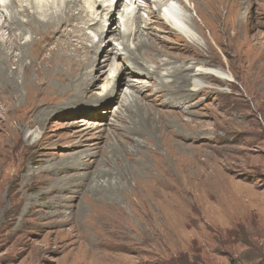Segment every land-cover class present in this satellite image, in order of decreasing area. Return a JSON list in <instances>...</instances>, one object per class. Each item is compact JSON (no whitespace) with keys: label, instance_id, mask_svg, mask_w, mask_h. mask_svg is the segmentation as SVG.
I'll return each mask as SVG.
<instances>
[{"label":"rangeland","instance_id":"374dc122","mask_svg":"<svg viewBox=\"0 0 264 264\" xmlns=\"http://www.w3.org/2000/svg\"><path fill=\"white\" fill-rule=\"evenodd\" d=\"M10 1L0 0V26L11 15L27 19L16 12L29 0H16L20 5L8 8ZM246 1H230L228 43L223 33L226 11L220 4L212 9L219 19L215 21L203 7L217 37L216 45H210L211 56L198 31L188 27L204 56L198 59L227 69L235 81H216L211 94L202 92L180 108H167L163 98L144 92L140 96L151 107L155 129L150 128L149 138L134 131L127 117L130 113L119 121L126 86L97 81L109 69L99 68L106 53L112 50V59L115 48L121 49L113 38L125 30L120 12L126 0L120 1L112 17L105 18L104 31L114 32L100 38V47L93 50L92 46L86 54L100 62L96 68L81 69V83L62 71L68 83L51 81L38 105L29 112L26 107V115L17 112L22 115V127L13 112L25 107L26 91L16 102H6L0 94V264H264V0ZM41 2L57 8L56 0ZM80 2L86 7L82 16L91 17L87 1ZM150 7L158 13L157 6ZM180 8L185 9L183 4ZM149 10L144 5L135 10L128 25L139 15L141 28L147 30L150 23L144 26L143 22ZM184 13L188 23L194 20L207 37L193 13ZM156 27L152 32L156 38H149L160 59L178 65L182 54L160 41L168 36ZM96 28L86 31L89 42L85 45L99 40ZM7 33L2 29L1 38L6 39ZM31 38L24 34L19 43ZM71 38L79 43L82 36ZM129 40L126 46L133 50L135 39ZM143 64L153 68L146 60ZM60 85L67 87L57 90ZM104 95H110L109 101L96 102ZM13 129L22 130L20 137L10 135ZM193 156L198 176L184 181L174 165ZM158 160H165L174 184L157 170ZM146 172L163 185L144 187L138 179ZM109 184L123 188L116 200L105 203L92 195V190Z\"/></svg>","mask_w":264,"mask_h":264},{"label":"bare ground","instance_id":"6f19581e","mask_svg":"<svg viewBox=\"0 0 264 264\" xmlns=\"http://www.w3.org/2000/svg\"><path fill=\"white\" fill-rule=\"evenodd\" d=\"M56 1L57 8L55 7L54 9V5L47 7L48 5L43 4L41 0H29L28 6L21 5V10L16 12V14L20 13L25 16L27 18L25 21L20 20L17 16L11 15L9 18L7 17L8 20L1 23L0 26V31L5 29L8 32L6 39H2L0 36V94H2L1 99L4 101L16 102L19 101L22 93L26 91L23 102L26 104L25 107L17 111L13 110L15 112L12 111L15 113L13 119L19 123L20 127H22L21 116L26 115V107L29 112L32 107L38 105L37 103L40 101L39 97L50 89L51 81L57 79L60 83H68L61 76L62 71L72 76L74 81H79L81 83L84 76V74L82 75L81 69L84 70L85 66L88 68L92 67L93 69L96 68V65L100 62L98 63V61L93 58V55L86 57V54L90 47L93 46V50L100 47L103 43V40L100 38L114 32L112 29H106L104 31L105 23L107 22L105 18L112 17L114 10L121 4L120 1L123 0H85V2L87 1L88 3V8L91 10L89 12L91 17L88 14L82 16L85 12L84 8L86 7L82 5L80 2L81 0ZM135 1H140L141 4L135 5ZM164 1L165 0H157L156 3H153L149 0H128V4L124 3L122 7L123 10L120 12V18L121 26H123L125 30H119L117 33L115 32L116 38H113V40L115 39L119 42L118 46H121V49L115 48L114 57L112 59L110 54H112L113 51L109 50L106 53L99 68L107 66L109 69L104 73L105 76L103 79L97 78V81H102L103 85L116 81L117 86H126L127 92L124 93L126 99H123L121 104L122 109L120 108L119 121H122L124 118L123 115L127 116L130 113L127 117L131 120V126L134 131L139 135H147L148 138L149 135H153L151 130L155 131V129L153 127V118L150 115L151 107H147L144 98L140 96L144 92L149 91L155 95L156 99L163 98V105L167 108H180L184 102H188L202 92L204 95L205 93L211 94L212 91L215 90L213 83L216 81L219 83H231L235 81L234 76L230 71H227V69L213 67L211 65V60L201 62L198 59L204 56L198 51L197 40L190 34L188 29V27L192 25L198 31L203 38L206 54L211 56L212 48L210 45H216L217 37L214 26L211 24V18L203 15V7H205V9L207 8L210 13L212 12L211 16L214 17L215 21H219L218 16L215 15L216 13L211 10L217 8L220 4L221 9L226 11L224 15L225 18L223 19L225 20L227 12L230 11L231 0H173L174 4L168 6L163 3ZM244 3H249V0ZM12 4L18 5L19 3L16 0H11L10 4L8 3V6H6L9 8ZM153 4L157 6L159 10H157L158 13H154V9L150 7L154 6ZM158 4L162 5L158 6ZM181 4H183V8L185 9L180 8ZM186 4L189 5V7L187 6L188 9H186ZM143 5L146 9H150L146 16L147 20L143 22L144 26L146 23H150L147 27L148 31L145 30L146 26L141 28V19L139 15L135 16V20L131 26L128 25V11L134 9L138 12ZM96 6L99 7L101 11L97 12L94 10ZM162 6H167V15L161 12L160 7ZM75 11L77 13H75ZM185 11L193 13L192 17L206 29L208 34L207 37H204L203 32L198 25H196L194 20L190 19V24L188 23L189 19L185 15ZM99 15L100 18L99 21H97L96 18ZM40 17L44 18L41 19ZM85 18H88V20L85 21ZM236 18L240 25V21L243 19H241L240 13L237 14ZM91 22H93V24ZM77 23H82L84 27L78 28L76 26ZM231 24L229 18L224 21L225 27L223 28V33L226 36L227 43L229 42L230 35H228V28L226 30V27ZM69 25L71 28H66ZM94 26H97L95 31L97 32L99 40L96 44L91 42L90 45H85L84 42L89 40L86 31L92 30ZM156 26H158L159 32L167 34L168 36V39L159 38L160 41H167V43L170 44L171 50L179 52L180 55L182 54V58H180V56L177 58L181 59L178 65L172 64L171 59H160L161 57L155 47L154 41L149 38V36L156 38V35L152 33L155 31V28H157ZM27 33L31 35V40L20 44V37ZM59 34L64 35V38H61ZM56 35H58L57 38ZM74 36H82L81 40H78L81 42H74L71 38ZM131 38H133V40L135 39L133 50L128 49L125 42V40L128 41ZM227 46L229 45L227 44ZM83 57H85V59H83ZM25 59H28L29 62H24ZM116 59H121V62H116ZM174 59L176 60V58ZM145 60L152 64L153 68L147 67V65L145 66L143 64ZM185 61L188 62V65L184 64ZM189 62L191 63L189 64ZM123 69L125 72L122 71ZM61 86L64 85L57 86V90ZM96 88H98V86ZM30 91L33 92V96ZM111 93L114 94V92H109V94ZM34 94L36 96H34ZM65 96L69 98L70 94H66ZM109 96L110 95L100 96L101 98L99 97L96 99V102L106 100ZM3 100L1 102H3ZM93 100L95 101V99ZM70 102H72V99L67 100V103ZM69 106L71 105L69 104ZM17 112H21L22 115L18 116ZM162 115L163 113L158 116L161 122L163 119ZM21 133V129H13L10 135H16V137L19 135L18 137H20ZM18 143L19 141L17 144ZM157 165V170H159L166 179L168 178L167 181L171 182V185L174 184L175 181L170 178V169L165 160L159 161ZM174 166L175 170L181 175V178L183 177L184 181L194 180L198 176L199 169L197 159L194 156L187 161L179 159ZM145 174H147V172ZM99 175H103V173ZM138 182H141L144 187H161L163 185V181L151 174H147L144 178L138 179ZM112 186L109 184L105 187L101 186L102 188H99V190H92V195L98 196L103 202L107 203L109 200L115 199L117 194L119 195L123 191V188L119 190L118 186L116 188ZM96 201L99 200H95V202ZM146 201H148V199ZM143 207H146V204L145 206L143 205ZM122 218H124V216Z\"/></svg>","mask_w":264,"mask_h":264}]
</instances>
